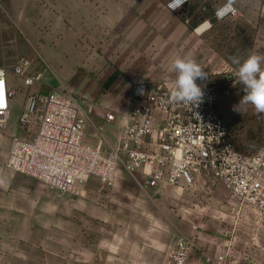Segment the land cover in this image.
I'll use <instances>...</instances> for the list:
<instances>
[{"label": "rangeland", "instance_id": "374dc122", "mask_svg": "<svg viewBox=\"0 0 264 264\" xmlns=\"http://www.w3.org/2000/svg\"><path fill=\"white\" fill-rule=\"evenodd\" d=\"M113 1L105 0L104 12H91L85 27L70 29L65 27L63 3L54 5L50 0H40L38 11L24 23L30 28L11 30L13 35L17 32L20 36V43L6 46L7 52L5 46L0 47V57L11 64L27 59L31 69L41 73L44 84L52 83L72 91L88 112L89 124L83 141L90 144L96 143V129L101 126L109 140H114L117 123H107L104 114L109 108L121 111L127 107L132 83L171 80L172 75L167 71L170 62L178 56L191 57L207 74L203 81L218 91L219 110L237 149L246 153L264 152V114L244 105L240 111L236 110L245 93L243 85L234 84L237 65L232 63L233 57L242 62L253 51L264 53V0H221V3L233 2L238 12L221 20H205L206 25L210 24L207 29H189L185 43L168 45L132 44L127 25L130 14L111 12L116 8ZM118 15L122 18H113ZM14 78L17 92L10 121L1 128L2 135L10 137L9 144L13 135L21 133L17 121L28 91L20 77ZM23 175L36 181L34 186H40L36 188L40 193L37 204L42 205V211L57 213V228H98L96 221L82 219L88 205L103 207L118 217L153 211L162 219L161 210H164V228L176 236L181 231L223 232L231 236L233 247L264 248V215L232 196L225 186L209 194L200 190L186 194V200L179 199L182 191L177 187H168L160 204V199L157 201L154 196L144 192L132 196L124 189L125 183L131 181L127 174L118 180L115 185L118 189L105 186L93 177L61 195L41 180L40 183ZM65 214H73V218Z\"/></svg>", "mask_w": 264, "mask_h": 264}, {"label": "built area", "instance_id": "2783aa9c", "mask_svg": "<svg viewBox=\"0 0 264 264\" xmlns=\"http://www.w3.org/2000/svg\"><path fill=\"white\" fill-rule=\"evenodd\" d=\"M188 2L168 0L166 5L174 11ZM237 12L233 2L225 1L214 9L213 17L221 20ZM206 22L202 30L210 26ZM12 71L28 91L18 118L21 133L12 137L7 155L11 169L61 192L75 190L93 177L113 187L127 174L142 190L211 177L264 215V152L237 149L219 110V93L203 80L196 81L204 93L202 102L192 110L170 102L171 80L132 83L127 107L109 108L104 114L107 123H117L114 140L101 126L96 129V143L90 144L83 141L88 112L72 91L44 84L27 59ZM16 92L8 69L0 65V125L10 120ZM195 253L202 255V264H229L230 247L208 252L183 231L177 235L168 264H188Z\"/></svg>", "mask_w": 264, "mask_h": 264}, {"label": "crops", "instance_id": "0c3cea01", "mask_svg": "<svg viewBox=\"0 0 264 264\" xmlns=\"http://www.w3.org/2000/svg\"><path fill=\"white\" fill-rule=\"evenodd\" d=\"M124 1L114 0L113 7L116 8L111 12L130 14L127 24L129 39L132 44L140 45L185 43L186 31L199 28L205 20L215 19L214 9L222 2L190 0L181 9L173 11L166 5L168 0ZM50 2L54 5L63 3L65 27L70 29L85 27L91 12L105 11V0ZM39 6L40 0H0V47L5 46L4 51H8L6 46L20 43V36L17 32L13 35L11 30L30 28L24 23L34 16ZM113 18L122 17L118 15ZM9 62L0 57V65L8 69L9 81L16 85L12 67L20 61L14 64ZM13 105L14 97L11 98V111ZM2 127L0 125V264H168L177 236L164 228V210H161L162 219L153 211H147L144 215L132 212L118 217L103 207L88 205L85 206L88 211L82 213V219L96 221L98 228H88L87 225L78 230L57 228V213L42 211V205L37 204L40 193L36 188L40 186H34L36 181L29 180L24 173L6 165L10 137L2 135ZM130 180L125 183L124 189L132 196L144 192L154 196L157 201L160 199V204L164 202L162 194L168 187L174 186L181 190L182 195L178 196L181 200H186V194H194L199 190L209 194L217 188H224L211 177H199L191 184L184 180L177 185L164 183L146 190L140 189ZM113 188L118 189L117 186ZM53 190L59 195L64 193ZM185 190L189 192L185 193ZM65 217L73 218V214H65ZM44 220L48 221L47 224H41ZM187 234L214 254L230 247L229 264H264V248L249 245L233 247L231 236L227 233L196 231ZM202 262V255L195 253L188 264Z\"/></svg>", "mask_w": 264, "mask_h": 264}, {"label": "clouds", "instance_id": "9594fccd", "mask_svg": "<svg viewBox=\"0 0 264 264\" xmlns=\"http://www.w3.org/2000/svg\"><path fill=\"white\" fill-rule=\"evenodd\" d=\"M237 65L234 84L244 87V95L236 107L250 106L257 114H264V53L253 51L242 62L233 57ZM167 71L172 75L169 99L172 103L182 104L192 110L203 99V90L197 80H203L207 74L191 57H176L168 65Z\"/></svg>", "mask_w": 264, "mask_h": 264}, {"label": "snow or ice", "instance_id": "6c2138e0", "mask_svg": "<svg viewBox=\"0 0 264 264\" xmlns=\"http://www.w3.org/2000/svg\"><path fill=\"white\" fill-rule=\"evenodd\" d=\"M0 103H2V97H0Z\"/></svg>", "mask_w": 264, "mask_h": 264}, {"label": "bare ground", "instance_id": "6f19581e", "mask_svg": "<svg viewBox=\"0 0 264 264\" xmlns=\"http://www.w3.org/2000/svg\"><path fill=\"white\" fill-rule=\"evenodd\" d=\"M199 28H200V29H202V28H203V26H200ZM199 28H197V29H199Z\"/></svg>", "mask_w": 264, "mask_h": 264}]
</instances>
